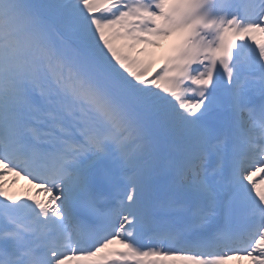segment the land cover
Wrapping results in <instances>:
<instances>
[{"label": "snow or ice", "instance_id": "obj_1", "mask_svg": "<svg viewBox=\"0 0 264 264\" xmlns=\"http://www.w3.org/2000/svg\"><path fill=\"white\" fill-rule=\"evenodd\" d=\"M113 244L264 264V0H0V264Z\"/></svg>", "mask_w": 264, "mask_h": 264}, {"label": "rangeland", "instance_id": "obj_2", "mask_svg": "<svg viewBox=\"0 0 264 264\" xmlns=\"http://www.w3.org/2000/svg\"><path fill=\"white\" fill-rule=\"evenodd\" d=\"M160 54V49L156 50V57L155 58H158L157 56Z\"/></svg>", "mask_w": 264, "mask_h": 264}, {"label": "bare ground", "instance_id": "obj_3", "mask_svg": "<svg viewBox=\"0 0 264 264\" xmlns=\"http://www.w3.org/2000/svg\"><path fill=\"white\" fill-rule=\"evenodd\" d=\"M167 51H166V49H165V53H166Z\"/></svg>", "mask_w": 264, "mask_h": 264}]
</instances>
